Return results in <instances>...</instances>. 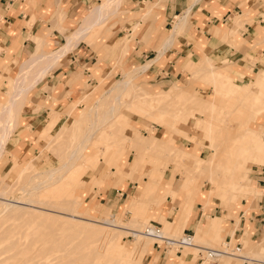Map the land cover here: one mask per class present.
I'll list each match as a JSON object with an SVG mask.
<instances>
[{
  "label": "rangeland",
  "instance_id": "374dc122",
  "mask_svg": "<svg viewBox=\"0 0 264 264\" xmlns=\"http://www.w3.org/2000/svg\"><path fill=\"white\" fill-rule=\"evenodd\" d=\"M99 5H101V4H99ZM99 5H97V6H99ZM97 6H95L91 10L96 9ZM118 9H119V7H118ZM91 10L86 14L85 18H91V20H92L93 19L92 16L94 15V13H93L94 11H91ZM121 14H123V13H121L117 10L116 12L113 11L112 13H110L108 15V17L106 16L107 18L105 17L106 20L98 28V30H96L93 33L95 40H93V42H91V43H87L90 45L89 47L94 48V49L101 47V45L109 37V35H110L109 32H110L111 28L116 23V22L115 23L112 22V20L116 16H120ZM179 19L183 22L184 17L179 18ZM180 20H178L179 23H175V24H181L182 25L184 22L182 23ZM178 32H179V30H178ZM229 35L230 34L224 35V37H223L224 42L228 41ZM37 40L39 42H37ZM35 41H36V44L38 43L39 45L37 44L36 51L33 53V55L29 59H27L26 62H23L22 63L23 65L21 64L23 67L21 65L18 66L17 60H15L13 62V64H11L9 67H4L1 69V72H0V114L2 115V118L6 121H8L7 120L8 119V112L6 110L4 113H1L2 112L1 108L6 106L5 103H7L8 100L13 96V93L15 92V88H14L15 83H17V82H19L20 84L22 83L21 86L23 88L24 87L26 88V86L28 85V81L25 82L26 81L24 79L25 73L29 72L32 76V74H34L37 71L36 67H38V69H39V66L33 65V63L31 64V61H33L36 56L44 53L45 51L46 52L49 51L47 45L44 46L45 41L42 38H35ZM81 42L82 41H80L79 43H81ZM83 42L86 43V41H83ZM128 45L129 44L126 43L125 47H127ZM161 47H164V46L162 45ZM43 50H45V51H43ZM96 54H97V52H96ZM120 55H122V53ZM120 55L114 56L113 61L115 60L117 62V60H118L117 57H119V60H118V63H116L114 61L116 63V65L114 64L113 61L111 62V66H112V68L113 67L114 68L113 69L109 68V70L111 71V74H109L108 77L105 75L106 72L108 71V69H106L103 72V75H102V73L100 75V72H102L101 68L103 65L99 62L96 64H93V66L90 68V73H91V78L95 80V84H93L91 87L85 86L86 90L84 91V93L80 94L78 98L74 97L73 102L75 100L76 101L80 100L81 97H86L91 92V90L93 91L99 87L101 90L97 89L95 91L96 93H94V94L96 96H94V94H93L92 96L88 97L89 102L91 103V102H93V100L94 101L96 100L97 96L102 95L103 93L108 91L112 86L115 85V83H117L121 80H123V81L129 80L130 82L132 81V83H131L132 85L124 93V95L122 97V100H121V109H122L121 112L122 113H120L116 117L115 122L118 124V126H122L127 131H130L133 134L134 133L137 134L136 138H138L140 136L139 137L140 139L136 141L135 140L136 138H134L135 136L132 138L131 136H133V135L132 134L130 135L129 133H128V135H127V133H124V135H122L121 138L111 139L109 137H106V135L102 131L100 133L101 135L99 136V138H97L95 141H93V143L90 145V147L86 151L85 157H83V159L81 161H79L75 165V167H73V169L66 175V177L62 178L60 181H58L56 183V182L52 181V178L47 179L48 174H44L41 177V179L50 180L49 184H47L45 182V184H47V186L44 189H42L39 192H36L37 190L34 187H31L29 189L28 193H26L25 195H21L19 192V190H20L19 188L21 187V185L23 183H25L27 181L29 176L34 175L38 172H44L45 170L53 168V167L59 165L60 163H62L64 160H66L69 151L71 150V148L74 145L73 141H75V139L77 140L79 133L81 131H83L84 128H86V124H87L85 117L79 116V115L75 116V118H74L75 121L73 120L71 123V129L68 131L69 136L66 137V140H64L63 138H59L56 141V143L52 144L49 147L50 149L48 148L49 149L48 150L44 147V144L47 140H49V138L52 137L53 131H54V129H56L57 123H58L60 117L63 116V114L65 113V111L68 108L65 110L56 111L52 107H50V105H47V104L40 105V107H48L50 110L47 108L48 111H47V114L45 117V121H43L44 123L42 124V127L40 128V130L38 132L35 131L33 134V137L36 138V142H33V146H29L30 151H28L24 157L20 156L21 155L20 153L22 151V147H19V146L17 147V145L15 146V143L17 141V134H19L21 132L22 126H25V129H26L25 131L29 130V127L26 126L27 125L26 117L28 116V112L30 111V107H31V102H30L31 96H30V94L34 90L33 89L31 92L28 93V95L24 99V101H26V103H25L26 105L24 106L21 104L20 107L18 108V110H16L14 115H13L14 116V126H13L14 129L11 132L12 135H10L11 142L9 144L8 150H6V154L3 156V158L0 161V182H1L0 183V193H3L5 196L8 193L9 196L7 195L5 197V196L0 195L1 196L0 203L6 202L4 200L14 201V199H16V200L17 199H23V201H26L29 197L32 198V196H34L32 199L39 198V200L41 199L42 201L44 200L45 203H48V205H50V207L46 206L47 208L57 209V211H61V212H68V213L70 212L71 214L75 215V213H76L75 211H74L75 213L71 212L73 210L72 208L69 209L66 207H62L61 203H62V201H73V200L78 199V200L82 201V204H81V208L79 210V213H77L78 215L76 214L75 216H78L80 218L86 217V218L95 220L97 222H102L103 220H105L107 218H112L111 217L112 215L107 214V212H108V208H110L114 205L113 209H112V213L114 215L123 214L122 218H120L119 216H116V218L117 219L119 218L122 221V223L126 224L132 218V214H131V211L126 212L125 201L128 199L129 195H131L130 196V198H131L132 195H134V192H136L135 193L136 195L140 194L141 189H142L141 187L146 188V190L151 189L152 188V180L157 182V186H155L156 195H160V193H165L167 189H168V191H172L173 189H175V187L177 186V183L179 182L178 181L179 179L182 180V182L184 179L189 180L190 184L188 185V188L186 190L182 189L181 195H180L186 201H188L189 198L195 197L197 195V193H199V191H201V190H203L206 197L209 195V191H211V190L216 192L217 194L220 193V194H224V195H226L227 193H229V194L233 193L234 194L237 192H241L242 190L240 188L242 187V184H241L242 183L241 182L242 181V175H244L243 173H246V172L248 173V176L245 180L246 184L248 186H251V187L255 186V179H254L255 172L254 171L256 170V168H261L262 165H264V163H262V162H255L253 160H249L248 158H243V157L238 159V158H235L232 154L225 156L224 153H220L219 164L227 165L225 168V170H226L225 173H227V172L228 173L226 175V179H222V180L220 179L219 181H215V182H208V180L206 179L208 174H206V175L200 174L199 175L197 168H193L192 173L191 174L187 173V175H186L185 171H183V167H181V165L177 162L179 161V159L181 157L180 155H178V151L185 150V149L186 150L189 149L191 151V153H193L194 155H199L200 157L209 160V157H211L213 155V151H211L212 147H209L210 146L209 144L211 143V141L209 139L203 137L202 134L207 133L206 132L207 129L209 130L210 128H221L223 130H227V129L233 130L234 129V130H238V131L247 129L246 130L247 137L244 138V141H246V142L249 141L250 142L249 147L253 148L257 152V154L254 156V158L258 157V156L264 157V132L262 131V129H264V94H263L264 93V68L258 67V72L255 75L251 76L250 79H246L245 81H241V80L238 81L237 78H235L231 73L232 68H231V65L229 62L223 63L222 64L223 66H222V65H219L217 63H214L208 56L202 55V57L200 59H198V60H192L191 59L190 61H188L183 66V69H182L183 76L181 79L180 78H173V79H171V81L160 82L159 80H155V78H153V77L146 78V74L145 75L143 74V71H145V70H143V69L138 70V69H141L142 67L144 68V65L146 66V64H148L150 62H154V60L148 61V62L141 64V65H137L133 68H122L120 65L121 64L120 63V58H121ZM109 57H111V56H109ZM107 59L108 58H105L104 61H106ZM246 59L251 63H253L255 61L254 58H252L251 56H248V55H246ZM43 67H45V65ZM217 67H219V68H217ZM222 67L225 69H222ZM194 68L202 69V72H199L198 74H195L193 76H189L188 74H190L191 71L194 70ZM214 68H216V69H214ZM100 69H101V71H98ZM208 69H209V71H208ZM30 70H32V71H30ZM134 70H137V72L135 73V77L133 75V77H131V78L130 77L125 78L127 73H129L130 71H134ZM179 71L180 70H178V72ZM222 71H223V73L225 72L223 75H222ZM217 73L222 75V76L218 75ZM18 74L20 75L19 79L17 78ZM93 75H95V76H93ZM22 76H23V78H22ZM7 78H9V79H7ZM220 78H221V80H220L221 82L219 80H217ZM22 80H24V81H22ZM8 81H10V82H8ZM138 85H139V88H138ZM133 86H134V88H132ZM134 89H136V90H134ZM128 91H129V93H128ZM187 92H189V93H187ZM71 93L72 92H70L69 95ZM71 95H74V94L72 93ZM242 95L247 96V98H246L247 101L250 99L251 102H254L253 101L254 98H257V97H258L257 101L258 100L259 101L263 100V101L262 102L258 101L260 104L258 103V107L255 109V111L254 110L251 111V109L249 107L250 104H252L251 102H246L244 105L240 104L239 107L235 110L236 114L233 115L234 118H238V119L240 116V119H239L240 124H239V121H238V123L236 122L233 125H231L230 123H222V122L218 121L217 118H219L220 114H221L219 112L222 111V108L227 107V105H226L227 101H235L237 99L235 102H238V101L240 102V100L243 98ZM131 96H133V98ZM259 96H261L262 99H259L260 98ZM107 97L109 100H111L113 98V94H112V96L109 97V95H108ZM216 98H217V100H216ZM108 99H107L104 107H102V111H104V112L107 110V107H108L109 102H110ZM132 99L135 101L132 102ZM219 99H221V100L224 99V102L220 101ZM151 100H152V102H151ZM122 101H125V102H122ZM143 102H144V104H143ZM239 102H238V104H239ZM174 103H175V105H174ZM122 104H123V107H122ZM70 105H72V103ZM128 105H130V107H128ZM40 107L39 106L34 107L33 111L34 112L40 111L41 110ZM83 107H84V104L80 103L78 107L73 108L74 114L79 112V110H81V108H83ZM215 108H217V109H215ZM182 109H183V111H182ZM58 112H59V114H58ZM209 112H211V113H209ZM251 112H255L257 114L258 118L257 117L251 118L252 120L254 119L253 124L248 126V122H246V121H250V116L252 115ZM155 113H157V114H155ZM249 113H250V115H249ZM190 114L193 116H191ZM188 115H190V116H188ZM178 116H179V118H178ZM233 117L231 116V118H233ZM82 118H83V121H82ZM244 118H246V119H244ZM70 119H72L71 116H70ZM166 121H168V123H170V122L171 123L167 126ZM186 121H187V123H186ZM201 121L203 122V124ZM214 123L217 127L216 126L214 127ZM241 123L244 125H242ZM69 124L70 123H67V126ZM165 124H166V126H165ZM245 124L247 125V127H241V126H246ZM193 127H195V128H193ZM205 127H207V128H205ZM74 128H75V130H74ZM72 132H73V134H72ZM76 135H78V136H76ZM146 137H149V138L151 137L152 139L153 138L154 139L150 143H148V142L146 143V141L149 140V138L145 139ZM72 138H73V140H72ZM141 138H142V140H141ZM205 140H207V141H205ZM135 141L136 142L139 141V142L136 143ZM59 144H61V146L57 147V145H59ZM149 144L151 145V147ZM147 145H149V146H147ZM162 147H164L165 149ZM176 150H177V152H175ZM52 151L55 154H53ZM160 151H164V153L163 152L161 153ZM216 151H218V150L216 149ZM63 152H65V153H63ZM62 153H63V155L59 156ZM113 156H117L118 159L123 160V162H121L120 164H121L122 169L124 171H127V169L129 170V172H130V169L132 171H134V167L137 164V167H136L137 171H134L135 173L133 174L134 177H132V179L130 181L123 178V180L125 182H127L128 184L130 183V186L128 187V184H127V188H126L127 189L126 194L128 196H123V197L119 198V195L116 194L117 193L116 191L120 190L118 188V186H116L114 184L112 186L104 185V187L102 188V186L100 184H98L93 177L94 173L98 176H101L100 181H102V184H106L108 182V180L110 179V177L114 178L116 175H120L121 177H123V175H124L122 172L123 170L121 171V169H120L117 171V168L115 166L110 167V159ZM138 156L140 159H138ZM185 158H189V157L187 156ZM30 159H31V163L28 165V167L26 169L24 168L21 171V175L18 177L17 180L14 181L15 183L12 182V185L11 184H10L11 186L9 185L11 188H9V186H7V189L9 188L11 190V192L9 191V189L5 190L3 187L5 184V181H7L8 179L11 181L16 175V170L17 169L20 170L24 166V163ZM21 162H22V164H21ZM97 164H99L98 168L96 167ZM107 164L109 165V170L105 171ZM234 167L239 168V169L237 171L235 170L236 172L234 170L231 171V169ZM82 168H83L84 173L78 176V174H79L78 172ZM148 168L150 170L151 169L152 170L150 171V170H148ZM24 170H26V171H24ZM113 172H116V173L114 174ZM231 172H233L232 174H234L233 175L234 177L238 178L237 179L238 181L234 182V184H237L240 186H236V185L233 186V184L232 185L230 184ZM126 175H128V174L126 173ZM126 175H124V176L126 177ZM142 175H144L143 178L144 177H147V178L143 179ZM45 176H46V178H44ZM150 177H152L151 178L152 180L150 179ZM19 181H20V183H19ZM135 182H138V183L136 184ZM85 183H88L89 188H90V192L87 193V195L79 192L80 188L83 187V185H85ZM36 186H38V185H36ZM2 189L5 190V192L4 191L2 192ZM15 189H17V190H15ZM33 191H35L36 193ZM102 192H105L107 194H110L111 192H113V194H110L113 197V198L111 197L112 200L111 201L109 200L110 195L107 199H105V197L100 198V193H102ZM118 193H121V192H118ZM149 193H151V192H149ZM33 194H35V195H33ZM152 194L153 193H151V195ZM261 195H262V192L257 189L256 193L250 194L245 198H240L239 201L241 204H246L248 207L249 206L251 207L252 205H254L257 202V200L259 199V197ZM117 198L121 199V201L119 203L117 202ZM164 201H166V207L168 209L167 220L172 221L173 218L175 217L176 213H177V210H176V208H174V204L170 198H168ZM115 202H116V204H115ZM213 202L214 203L210 207L209 211H207L206 213L204 212V214L202 212V214H203L202 219L203 220L208 218L209 221L212 222L211 216L212 217L221 216V215L227 213V210L233 209L236 206V204L239 205V202L235 199V197H232V200H230V198L225 199V198H222L221 196H219V197H217V199L213 198ZM59 204H60V206H59ZM206 204H204V206ZM192 205H193V203H192ZM192 205H190V206H192ZM161 206H163V204L159 203V201H158L152 205H149L148 207L154 208L155 210H159V209H162ZM202 206L203 205H201V204H195L193 207L194 212H196V214L199 213V215H200V213H201L200 211H202V210H200V208ZM186 208H189V206H186L184 203H181L180 209L185 210ZM89 209H92L93 212H91ZM20 212L22 213V211H20ZM43 212H44V214L42 213V216L35 214V216H33V217H32L33 214H31V216L29 217L28 214L25 215L23 213L22 214L20 213L22 215L21 216L18 212V214L17 213H16V215L14 214L15 216H9V217H5L2 219L3 222L1 221L0 227L2 224H3L2 225L3 227L0 228V230H1L0 234H1V232L3 234H2V237L0 239V244H1L0 250L3 248L8 249V250L5 251L6 253L4 252V253L0 254V260L2 259L4 261H6L5 262L6 264H13V263L17 264V262L20 261V258L22 259L24 257L23 259H25L28 257V259L32 260V262L30 264H60L62 262H63L62 264H69V263L70 264H79V263L80 264L81 263L88 264L87 260L90 262L92 261V263H89V264L95 263L94 258L98 256L96 251H95L96 250L95 247L97 246V244L94 243V241L90 237V232H89V231H91L90 225H87L83 222H80V224H79V221L76 222V221L72 220V219H76V218H74V217L70 218V216H66V217H69L71 219V221H70V219H65V220L64 219H59V220L55 219V221H53L54 220L53 217H49L48 215H46V213H49L50 211L43 209ZM54 213L55 212H53V215L57 214L56 216H63L62 214H59V213L54 214ZM35 217H36V219H35ZM134 217H136V215H134ZM221 217H223V219H226V222H228V219L231 218V217H224V216H221ZM7 218H9V219H7ZM49 218H51V219H49ZM63 220L66 222L69 220L70 222H74V223H69V221H68V223H64V222L61 223ZM78 220H81V219H78ZM5 222H7V223L5 224ZM45 222H46V224H45ZM203 222L204 221H202L201 223H203ZM222 222L224 223L225 221L222 220ZM62 224H63V228H62ZM64 224H67V227ZM75 224H77V225H75ZM94 224H97V223H94ZM149 224L158 225L160 229H162V227H163V225H161L158 221H153V218H146L145 223H142L141 230L144 231L145 228ZM68 226L71 228H69ZM82 227H84V230L86 227H88V228H86V230L84 231ZM15 228H16V230H14ZM17 228H19V229H17ZM70 229H72V230H70ZM166 229H167L166 227H163V231L165 234L168 235V237H180L183 235L182 234L183 229H181L178 232V234H176V235L174 233L168 232V229L167 230ZM227 229H228V225L226 223L225 231ZM51 230H52V232H51ZM222 230H224V229L221 228L220 232ZM9 231H12V232L14 231L13 233L11 232V235H13L15 233L13 235L14 237L11 235H7V234H10ZM31 231H34V232H31ZM61 233H62V235H60ZM82 233H84V234H82ZM186 233L189 234L190 231L186 232ZM26 234H29V236H27ZM85 234H87V235H85ZM4 235H5V237H4ZM25 235H26V237H25ZM65 235H66V238L63 237L64 240H62V236H65ZM15 236H16V238H15ZM220 236L221 237L218 239V242L208 243V242L203 241V242H200L199 245L202 247H208L210 249H219V247H221V245L225 242L224 236H222V234ZM19 237H20V239H19ZM12 238H14V239H12ZM4 239H5V241H3ZM36 240H38V241H36ZM55 240H56V242H55ZM89 240H92V242ZM197 240L198 239L195 238L196 243H197ZM70 241H71V243H70ZM4 242H6V243H4ZM12 242L15 246L12 245ZM29 242H30V244H29ZM39 242L42 244L40 245ZM44 242H46V243H44ZM57 242L58 243H65V244L61 245V244H57ZM147 242H148L147 249H146L143 257L139 258V261H141V264H167V263L176 264L177 260H180V259L176 258L174 250H171L170 252L168 251L166 253L165 259L159 258L157 253H154V255H151L152 251H154L153 250L154 241L152 239H148ZM47 243H49V245ZM102 243H103V241H102ZM115 243L117 245L119 244L118 248L121 250L118 253V259H121L124 261L128 258L126 255V251L132 248L133 244L136 243V239L129 234L128 235L122 234L121 236H119L116 239ZM23 244H24V246H23ZM32 244H35V246L37 248L35 246H33ZM50 245H52L53 247ZM83 245H85V246H83ZM56 246H58L59 249H57L58 247H56ZM68 246H70L72 248H70ZM14 247H16V249ZM23 247L26 250L23 249ZM51 247H52V249H51ZM86 247H87V249H86ZM19 248H20V250H19ZM61 248H63V250H65V251L60 250ZM90 248H91V250H90ZM40 249H42V250H40ZM44 249H46V251ZM56 249H57V251H56ZM93 249H95V250H93ZM12 250H14V252ZM59 250L63 251L64 253L63 252L61 253ZM86 250H87V252L89 251L88 252L89 254L86 252ZM30 251H31V253H30ZM69 251L72 254L69 253ZM73 251L76 253H74ZM93 251H95V252H93ZM32 252H33V254H32ZM17 253H19V254H17ZM45 253L47 255H45ZM187 253L190 255H193L192 259H194V260L190 264H221V261L223 259V257H222L220 260H218L216 262H209V261L197 262L196 260H197V258H199V255H198L199 251L198 250H195L193 248L192 249H185L182 252V257L185 258V256H183V255H185ZM242 253L246 257L258 259L260 261H262V260L264 261V252L262 249H260L258 251L257 250L249 251V250H247V247L244 246ZM5 254H7V255H5ZM64 254L67 257L72 256L71 259H69V257L65 258ZM73 254H75V255H73ZM76 254H77V256H79L78 258L80 260L77 258ZM87 254H88V256H87ZM90 254H91V256H90ZM92 254H93V256H92ZM19 255H21V256H19ZM38 255H39V257H38ZM84 256H86V257H84ZM155 257L157 258V260L154 259ZM67 259H69L70 261L73 259V261H72L73 263ZM9 260H10V262H9ZM38 260H40V261H38ZM64 260H67L66 261L67 263L64 262ZM183 260H185V259H183ZM79 261H81V262H79ZM232 263L233 264H243L241 261H238L237 259H229V264H232Z\"/></svg>",
  "mask_w": 264,
  "mask_h": 264
},
{
  "label": "crops",
  "instance_id": "0c3cea01",
  "mask_svg": "<svg viewBox=\"0 0 264 264\" xmlns=\"http://www.w3.org/2000/svg\"><path fill=\"white\" fill-rule=\"evenodd\" d=\"M107 1L0 0V72L2 68L9 67L15 60L20 66L29 59L36 51L35 38H42L49 50L59 48L65 43L66 37L80 26L82 18L91 9ZM118 11L123 14L112 20L116 23L101 47L94 49L85 42L79 43L59 60L51 70L52 73L50 72L36 85L30 94L31 107L26 117V126L29 130L25 131V126H22L21 132L17 134L15 146L22 147L20 156L24 157L30 151L29 146H33V142H36L33 134L40 130L45 121L49 108L40 107V105H50L56 111L67 109L73 103L74 95L78 98L86 90L85 86L91 87L95 84L90 73L93 64L99 62L103 65L100 75L108 69L105 74L108 77L111 74L109 70L112 68L111 62L119 53H122L120 59L122 68H133L154 60L144 75L146 74V78L153 77L160 82L171 81L173 78L181 79L183 66L191 59H200L202 55L208 56L219 65L229 62L232 68L231 73L238 81L250 79L258 72V67L264 68V0H121ZM182 17H184V23L176 27V31L179 30V32L175 34L174 40L170 43L171 46L169 44L161 47L174 24L179 23L178 20ZM225 34H230L227 42L223 41ZM123 42L129 45L124 47ZM246 55L251 56L255 61L249 62ZM105 58L108 59L104 61ZM97 89L101 90L99 87ZM70 92L74 95H69ZM37 106L41 110L34 112V107ZM245 142L244 146L252 152V156L248 159L264 163V157L254 158L257 152L249 147V141ZM121 162H123L122 159L113 156L110 159V167L115 166L117 171L120 169L122 171ZM98 165H96L97 168ZM238 169L234 167V171ZM108 170L107 164L105 171ZM122 172L124 175L130 173L128 169ZM254 172L255 186L253 187L245 182L248 176L246 172L242 175L241 192L224 195L211 190L206 197L201 190L188 201L180 196L182 191L180 179L175 189L172 191L167 189L160 195H156L153 184L151 189L146 190L141 187L140 194L136 195L134 192V195L131 198L129 195L125 201L126 212L131 211L130 220L136 215L140 222L143 221L142 223H145L146 218H153V221H158L163 227L168 228V232L175 235L183 229V233L190 231L196 239L209 238L214 243L218 242L222 234L224 240H230L232 245L241 244L243 249L245 246L249 251L262 249L264 252V165L256 168ZM78 173V176L83 174V168ZM93 177L102 188L104 185L118 186L120 190L116 191V194L119 198L128 196L126 194L128 183L120 175L110 177L106 184L100 181L101 176L94 173ZM257 189L262 192V195L254 205L249 208L246 204L240 203V198L256 193ZM79 192L87 195L90 192L89 184L85 183ZM110 194L102 192L100 198L107 199ZM219 196L225 199L230 198V200L235 197L239 202V205L236 204L233 209L221 215L231 218L228 222L221 216H211L212 222L208 218L203 220L204 212L209 211L214 203L213 198L217 199ZM111 197L110 195V201ZM119 198H117L118 203L121 201ZM168 198L172 200L177 210L172 221L167 220L168 209L164 200ZM158 201L163 204L162 209L155 210L148 207ZM181 203L189 208L180 209ZM195 204L203 205L200 208L202 210L200 215L193 210ZM113 206L108 208L107 214L122 218L123 214L112 213ZM202 221L204 222L201 223ZM226 223L228 229L225 231ZM221 228L224 230L220 232ZM153 250L151 255L157 253L159 258H166V255L163 256L154 248ZM183 256L185 258L182 257V252L176 255V258L180 259L176 264H190L194 260L193 255L188 253ZM241 257L253 260L247 264H260L258 259L245 255ZM154 259L157 260L156 257ZM196 261L199 262L200 259L197 258Z\"/></svg>",
  "mask_w": 264,
  "mask_h": 264
},
{
  "label": "bare ground",
  "instance_id": "6f19581e",
  "mask_svg": "<svg viewBox=\"0 0 264 264\" xmlns=\"http://www.w3.org/2000/svg\"><path fill=\"white\" fill-rule=\"evenodd\" d=\"M107 1V0H106ZM120 1L121 0H108L107 2H104V3H101V5L97 6L96 9L94 10H91V11H94V15L92 16V20L91 18H82V21L80 23V26L74 30L70 36H67L66 37V40H65V43L60 45L59 48L55 49V50H49L48 52L45 51L44 53L36 56L34 58L33 61H31V64L33 63V65L35 66H39V69L38 67L37 68V71L32 74L27 72L25 73L24 75V79L26 80L25 82L28 81V85L26 86V88L22 87L21 84L19 82L15 83V92L13 93V96L8 100L6 104V106L2 107L1 108V113H4L6 110L8 112V121L4 120L2 118V115L0 114V161L1 159L3 158V156L6 154V150H8L9 148V144L11 142L10 140V135L11 132L13 131V126H14V113L16 110H18V108L20 107V105H26V101H24L25 97L28 95L29 92H31L35 87L36 85L43 81L46 76L49 75V73L51 72V70L58 64L59 60L61 58H63L64 56H66V54H68L70 51H72L78 44L80 41H86V43H91L93 42L94 39V35L93 33L98 30V28L103 24V22L106 20L105 17L112 13L113 11L116 12L118 10V7L120 6ZM150 7V6H149ZM149 10V9H148ZM106 17V18H107ZM180 20V19H179ZM181 21V20H180ZM107 22V21H106ZM179 22V21H178ZM182 22V21H181ZM183 22H184V19H183ZM182 22V23H183ZM139 26V25H137ZM176 27H178V24H174L173 26V29L169 32V34L166 36V38L163 40V43L162 45L165 47L166 45H169L172 40H174V36L175 34L178 32V30L176 31ZM37 42H39L37 40ZM103 42V41H102ZM38 44V43H37ZM125 42H123V46L125 47ZM39 45V44H38ZM161 45V46H162ZM173 45V44H172ZM46 46V43L45 45ZM171 46V44H170ZM259 48V47H258ZM44 49V48H43ZM47 50V49H46ZM38 52V51H37ZM121 54V53H120ZM119 54V55H120ZM162 54V53H161ZM121 57V55H120ZM117 59L119 60V57H117ZM121 59V58H120ZM118 60L116 63H118ZM113 61V62H114ZM26 62V61H25ZM114 62V64L116 65V63ZM30 63V62H29ZM44 63V64H43ZM153 62H150L148 64H146V66L144 65V68L142 67L141 69H138V70H145L147 71L148 68H150V65L152 64ZM23 65V64H22ZM21 65V66H22ZM30 65V64H29ZM45 65V67H43ZM99 65V64H98ZM118 65V64H117ZM95 66V65H94ZM223 66V65H222ZM23 67V66H22ZM21 67V68H22ZM34 67V66H33ZM208 67V66H207ZM32 68V67H31ZM35 68V67H34ZM114 68V67H113ZM112 68V69H113ZM205 68V67H204ZM219 68V67H217ZM206 69V68H205ZM216 69V68H214ZM213 69V70H214ZM222 69H225L222 67ZM33 70V69H32ZM30 70V71H32ZM195 70V71H194ZM194 70L191 71L190 74H188L189 76H193L195 74H198L199 72H202V69H197V68H194ZM100 71V70H98ZM143 71V74L144 72ZM209 71V69H208ZM137 72V70H134V71H130L129 73L126 74V77H135V73ZM187 72V71H186ZM196 72V73H195ZM211 72V71H210ZM225 73V72H224ZM223 71H222V75L224 74ZM218 74V73H217ZM124 75V74H123ZM137 75V74H136ZM140 75V74H139ZM220 75V74H218ZM220 75V76H222ZM20 75L18 74V79H19ZM140 77V76H139ZM216 77V76H215ZM16 78V79H17ZM23 78V76H22ZM124 78V77H123ZM137 78V77H136ZM135 78V79H136ZM200 78V77H199ZM3 79V78H2ZM1 79V80H2ZM9 79V78H7ZM15 79V80H16ZM17 79V80H18ZM139 79V78H138ZM125 80V79H124ZM217 80H221L220 79H217ZM24 81V80H22ZM4 82V81H3ZM10 82V81H8ZM21 82V81H20ZM192 82V81H191ZM221 82V81H220ZM14 83V82H13ZM12 83V84H13ZM132 81L130 82L129 80H121L117 83H115L114 86H112L108 91H106L105 93H103L102 95H99L96 97V102L93 100V102H89V98L90 96H92L94 93H96L95 90H91V92L86 96V97H81L80 100L78 101H74L72 103V105H70L68 107V109L65 111V113L63 114V116L60 117L58 123H57V127L56 129H54L53 131V134H52V137L49 138V140H47L44 144V147L46 149H48L52 144L56 143V141L59 139V138H63L64 140H66V137H68L69 135V130L71 129V123L72 121L74 120L75 116L79 115V116H83L86 118V128H84L83 131H81L79 133V136L77 137V140L75 139V141H73L74 145L73 147L71 148V150L69 151L68 155H67V158L66 160H64L62 163H60L59 165L53 167V168H50L48 170H45L44 172H38L34 175H31L28 177L27 181L25 183H23L21 185V187L18 189L20 194L21 195H25L26 193H28L29 189L31 187H34L37 191L36 192H39L41 191L42 189H44L47 184L50 183V180H43L41 179V177L44 175V174H48V178L47 179H50L52 178V181L53 182H58L60 181L62 178L66 177V175L73 169V167H75V165L81 161L83 159V157H85V154H86V151L88 150V148L90 147V145L93 143V141H95L97 138H99V136L101 135L100 133L103 131L104 134L106 135V137H109L111 139H115V138H121L122 135H124V133H128L133 136H131L132 138H136L137 137V134H133L132 132L130 131H127L126 129H124L122 126H118V124L115 122L116 120V117L122 113V109H121V100H122V97L124 95V93L129 89V87L132 85L131 84ZM24 84V83H23ZM215 84V83H214ZM14 85V84H13ZM24 86V85H23ZM11 87V86H10ZM134 88V86L132 87ZM131 88V89H132ZM138 88H139V85H138ZM215 89V88H214ZM136 90V89H134ZM213 90V89H212ZM216 90V89H215ZM11 91V90H10ZM130 91V90H129ZM128 91V93H129ZM178 91V90H177ZM214 91V90H213ZM261 91V90H260ZM136 92V91H135ZM175 92V91H174ZM10 93V92H9ZM73 93V92H72ZM71 93V94H72ZM127 93V94H128ZM70 94V95H71ZM113 94V98L111 100L108 99V95L109 97L112 96ZM126 94V95H127ZM264 94V93H263ZM173 95V94H172ZM190 95V94H189ZM94 96H96L94 94ZM144 96V95H143ZM75 97V95H74ZM128 97V96H127ZM133 98V96H131ZM138 97V96H137ZM188 97V96H187ZM199 97V96H198ZM242 99L240 100L239 104L238 102H235V101H227L226 105L227 107L225 108H222V111L219 112L221 113L220 114V117L217 118L218 121L222 122V123H230L231 125H233L234 123H238L239 121V124H240V116H239V119L238 118H234L233 115L236 114V109L239 107L240 104L244 105L246 102H251L250 99L247 101L246 98L247 96L246 95H242ZM260 98L259 99H262L261 96H259ZM22 98V99H21ZM139 98V97H138ZM258 98V97H257ZM257 98H254V102H251L252 104H250V109L251 111L254 110L258 107V103L261 101H257ZM107 99L110 101L109 102V105L107 107V110L104 112L102 111V107H104ZM217 100V98H216ZM220 101H223L224 102V99L221 100L219 99ZM252 100V99H251ZM135 101L132 99V102ZM181 101V100H180ZM263 101V100H262ZM261 101V102H262ZM20 102V103H19ZM122 102H125V101H122ZM152 102V100H151ZM171 102V101H170ZM80 103H83L84 104V107L81 108V110H79V112L75 113L73 112V108L79 106ZM127 103V102H126ZM211 103V102H210ZM213 103V102H212ZM125 104V103H124ZM144 104V102H143ZM164 104V103H163ZM222 104V103H221ZM260 104V103H259ZM133 105V104H132ZM140 105V104H139ZM156 105V104H155ZM175 105V103H174ZM192 106V105H191ZM190 106V107H191ZM202 106V105H201ZM122 107H123V104H122ZM128 107H130V105H128ZM139 107V106H138ZM137 107V108H138ZM217 109V108H215ZM213 110V109H212ZM183 111V109H182ZM200 111V110H199ZM214 111V110H213ZM217 111V110H216ZM18 112V111H17ZM157 112V111H156ZM159 112V111H158ZM250 112V111H249ZM161 113V112H160ZM181 113V112H180ZM205 113V112H204ZM211 113V112H209ZM214 113V112H213ZM247 113V112H246ZM252 113V117L250 116V121H246L248 122V126L253 124V121L254 119L252 120L251 118L253 117H257V114L255 112H251ZM17 114V113H16ZM59 114V112H58ZM157 114V113H155ZM196 114V113H195ZM248 114V113H247ZM162 115V114H161ZM191 115V114H190ZM188 115V116H190ZM219 115V114H218ZM244 115V114H243ZM246 115V114H245ZM250 115V113H249ZM248 115V116H249ZM59 116V115H58ZM70 116L72 117V119H70ZM193 116V115H191ZM204 116V115H203ZM231 116L233 118H231ZM213 117V116H212ZM57 118V117H56ZM179 118V116H178ZM206 118V117H205ZM258 118V117H257ZM19 119V118H18ZM17 119V120H18ZM204 119V118H203ZM246 119V118H244ZM47 120V119H46ZM161 120V119H160ZM206 120V119H205ZM216 120V121H217ZM55 121V120H54ZM75 121V120H74ZM82 121H83V118H82ZM81 121V122H82ZM162 121V120H161ZM196 121V120H195ZM210 121V120H209ZM256 121V120H255ZM80 122V123H81ZM165 122V121H164ZM202 122V121H201ZM206 122V121H205ZM53 123V122H52ZM67 123H70L68 126H67ZM85 123V122H84ZM171 123V122H170ZM168 123V121H166V124L167 126L170 124ZM187 123V121H186ZM189 123V122H188ZM200 123V122H199ZM75 124V123H74ZM77 124V123H76ZM79 124V123H78ZM165 124V126H166ZM198 124V123H197ZM203 124V122H202ZM219 124V123H218ZM242 124V123H241ZM81 125V124H80ZM212 125V124H211ZM244 125V124H242ZM246 125V124H245ZM79 126V125H78ZM198 126V125H197ZM215 123H214V127H215ZM236 126V125H235ZM213 127V126H212ZM217 127V126H216ZM241 127H247L246 126H241ZM195 128V127H193ZM202 128V127H201ZM207 128V127H205ZM200 129V128H199ZM239 129V128H238ZM75 130V128H74ZM195 130V129H194ZM201 130V129H200ZM205 130V129H204ZM246 130H231V129H227V130H223L221 128H210L209 130L207 129V133H203V137L209 139L211 141V143L209 144L210 146L209 147H212L211 148V151H213V155L211 157H209V160L208 159H205V158H202L200 157L199 155H194L193 153H191V151L189 149H185V150H180L178 151V155H180V159L177 163H179L181 165V167H183V171H185V174L187 175L188 174H191L192 173V169L193 168H197L198 169V173L199 175H206L208 174L207 176V180L208 182H215V181H219L220 179H226V175L227 173H225V168L227 165H221L219 164V157H220V153H224L225 156H228L230 154H232L235 158H250L252 156V152L250 150H248L245 146H244V138L247 137V134H246ZM198 131V130H197ZM254 131V130H253ZM262 131L264 132V129H262ZM77 132V131H76ZM179 132V131H178ZM71 133V132H70ZM73 134V132H72ZM71 135V134H70ZM75 135V134H74ZM73 136V135H72ZM140 137V136H139ZM136 138L135 140H139L140 138ZM74 138V137H73ZM72 138V140H73ZM76 138V137H75ZM144 138V137H143ZM149 137H146L145 139H148ZM151 138V137H150ZM149 140L146 141V143H150L151 141H153V139L151 138ZM71 140V139H70ZM142 140V138H141ZM44 141V140H43ZM135 141V142H136ZM157 141V140H156ZM194 141V140H193ZM207 141V140H205ZM209 141V142H210ZM215 141V142H214ZM139 142V141H138ZM136 142V143H138ZM144 142V141H143ZM162 142V141H161ZM63 143V142H62ZM157 143V142H156ZM150 145V144H149ZM147 145V146H149ZM200 145V144H199ZM61 146V144L57 145V147ZM71 147V146H70ZM151 147V145H150ZM149 147V148H150ZM164 148V147H162ZM50 149V148H49ZM48 149V150H49ZM165 149V148H164ZM216 149L218 151H216ZM66 150V149H65ZM163 150V149H162ZM173 151V150H172ZM56 152V151H55ZM58 152V151H57ZM161 153L164 151H160ZM177 152V150L175 151ZM219 152V153H218ZM53 153V151H52ZM65 153V152H63ZM60 154L59 156L63 155ZM41 154V153H40ZM55 154V153H53ZM219 154V155H218ZM58 155V154H57ZM222 155V154H221ZM140 156V155H139ZM138 156V159H140ZM189 157V158H185V157ZM224 156V157H225ZM48 157V156H47ZM58 157V156H57ZM223 157V158H224ZM35 158V157H34ZM59 158V157H58ZM60 159V158H59ZM33 161V160H32ZM31 163V159L26 161L24 163V166L19 170L17 169L16 170V175L15 177L10 181L9 179L7 181H5V184H4V189L6 190L7 189V186H9L10 184L12 185V182H14L15 180L18 179V177L21 175V171L25 168L28 167V165ZM138 163V162H137ZM221 163V162H220ZM22 164V162H21ZM154 166V165H153ZM137 167V164L135 165L134 167V171H137L136 169ZM150 168V167H149ZM148 168V170H150ZM147 170V171H148ZM152 170V169H151ZM150 170V171H151ZM234 168L231 169V171H233ZM26 171V170H24ZM23 171V172H24ZM134 171H130L129 175H126V177H122L127 179L128 181H130L133 177V174L135 173ZM22 172V173H23ZM149 172V171H148ZM233 172H231V177H230V184L233 186L236 185V186H240V185H237V184H234V182L238 181L237 180V177H234L232 174ZM146 174V173H145ZM144 174V175H145ZM142 175V178L143 176ZM9 178V177H8ZM22 178V177H21ZM20 178V179H21ZM46 178V176L44 177ZM3 181V180H2ZM45 182L47 184H45ZM1 183V182H0ZM15 183V182H14ZM13 183V184H14ZM20 183V181H19ZM152 184H153V190L155 191V186H157V182L156 181H152ZM190 184V181L189 180H183V182H181V187L183 190H186L188 188V185ZM240 184V183H239ZM242 184V183H241ZM10 185V186H11ZM38 185V186H36ZM9 186V188H11ZM19 186V185H18ZM198 187V186H197ZM8 188V189H9ZM7 189V190H8ZM199 189V188H198ZM5 190L2 189V192ZM13 190V189H12ZM17 190V189H15ZM194 190V189H193ZM200 190V189H199ZM9 191L11 192V190L9 189ZM8 191V192H9ZM15 192V191H14ZM35 192V191H33ZM35 192V193H36ZM3 193H0L1 196H5L4 194L2 195ZM233 194V193H232ZM8 195V193L6 194V196ZM31 195V194H30ZM35 195V194H33ZM37 195V194H36ZM0 196V198H1ZM5 196V197H6ZM9 196V195H8ZM34 196H32L33 198ZM27 198V197H26ZM31 197H29L26 201H23V199H14V201H8V200H4L6 202L4 203H0V223L2 221L3 218L5 217H9V216H15L16 213L19 214L21 213L20 211H22L23 214H28V216L30 217L31 214L32 217L35 216V214H38V215H41L42 216V213L44 214L43 212V209L44 210H47V211H50L49 213H46V215H48L49 217H53V221H55V219H70L71 217H74L76 219H72L73 221H76L78 222L79 221V224L80 222H83L87 225H90L91 226V231L90 232V237L91 239L94 241V243L97 244V246L95 247V250L96 253H97V257L94 258L95 260V263L93 264H141V261H139V258L143 257L146 249H147V245H148V242L147 240L148 239H152L154 241V243L157 241H159V239L157 238H154L153 236H151V234L154 232L153 228L150 227L151 224H149L144 231L141 230V227H142V223L137 219V217H134L132 220H130L128 223L124 224L122 223V221L118 218H116L115 216H111L112 218H107L105 220H103L102 222H97L95 220H92V219H89V218H80L78 216H75L77 213H79V210L81 208V204H82V201L81 200H73V201H62L61 205L62 207H66V208H69V209H73L71 212H74V214H71L70 212H61V211H57V209H51V208H47L48 206L50 207V205H48V203H45V201L43 200H39V198L37 199H30ZM54 204V203H53ZM47 206V207H46ZM60 206V204H59ZM68 209V210H69ZM42 210V211H41ZM91 212H93L92 209H89ZM53 212L55 213H59V214H62L63 216H56V215H53ZM21 213V214H22ZM52 213V214H51ZM54 213V214H55ZM15 214V215H14ZM20 214V215H21ZM30 214V215H29ZM81 214V213H80ZM79 214V215H80ZM78 215V214H77ZM22 216V215H21ZM66 216H70L69 217H66ZM82 216V215H81ZM87 216V215H86ZM28 217V218H29ZM89 217V216H88ZM22 218V217H21ZM27 218V217H26ZM44 218V217H43ZM42 218V219H43ZM81 219V220H78V219ZM94 218V217H93ZM9 219V218H7ZM16 219V218H15ZM30 219V218H29ZM36 219V217H35ZM39 219V218H38ZM47 219V218H46ZM51 219V218H49ZM97 219V218H96ZM62 221L61 223H68V221ZM71 221V219H70ZM69 223H74V222H70ZM186 221V220H185ZM3 222V221H2ZM48 222V221H47ZM143 222V221H142ZM7 222H5L6 224ZM9 223V222H8ZM60 223V222H59ZM94 223H97V224H94ZM46 224V222H45ZM82 224V223H81ZM3 225V224H2ZM1 225V227H3ZM66 227H67V224H64ZM77 225V224H75ZM83 225V224H82ZM57 226V225H56ZM86 226V225H85ZM0 227V228H1ZM69 227V226H68ZM89 227V226H88ZM86 227V228H88ZM172 227V226H171ZM184 227V226H183ZM21 228V227H20ZM62 228H63V224H62ZM71 228V227H69ZM79 228V227H78ZM83 230H84V227H82ZM85 228V230H86ZM19 229V228H17ZM90 229V228H89ZM168 229V228H167ZM166 229V230H167ZM16 230V228L14 229ZM72 230V229H70ZM80 230V229H79ZM84 230V231H85ZM1 231V230H0ZM5 231V230H4ZM27 231V230H26ZM30 231V230H29ZM69 231V230H68ZM147 231L149 232V234H147ZM10 234H7V235H11V232L12 231H9ZM14 232V231H13ZM12 232V233H13ZM31 232H34V231H31ZM52 232V230H51ZM64 232V231H63ZM83 232V231H82ZM23 233V232H22ZM28 233V232H27ZM79 233V232H78ZM2 232H1V236H0V239L2 237ZM5 234V233H4ZM15 234V233H14ZM13 234V235H14ZM64 234V233H63ZM73 234V233H72ZM84 234V233H82ZM88 234V233H87ZM85 234V235H87ZM131 235L133 236L135 239H136V243L133 244L132 248L127 250L126 251V255H127V259L126 260H121V259H118V253L119 251H121L119 248H118V245L115 243L116 239L121 236V235ZM11 235V236H13ZM27 236H29V234H26ZM25 235V237H26ZM62 235V233L60 234ZM159 235H161L162 237H165V238H172V239H178L180 237H168L167 234L164 233L163 231V227L162 229L160 230L159 232ZM19 236V235H18ZM17 236V237H18ZM81 236V235H80ZM5 237V235H4ZM14 237V236H13ZM24 237V238H25ZM66 238V235L65 236H62V240ZM74 237V236H73ZM79 237V236H78ZM16 238V236H15ZM38 238V237H37ZM55 238V237H54ZM11 239V238H10ZM9 239V240H10ZM14 239V238H12ZM20 239V237H19ZM27 239V238H26ZM29 239V238H28ZM40 239V238H39ZM42 239V238H41ZM68 239V238H67ZM66 239V240H67ZM87 239V238H86ZM24 240V239H23ZM31 240V239H30ZM35 240V239H34ZM43 240V239H42ZM58 240V239H57ZM72 240V239H71ZM92 240H89L92 242ZM5 241V239L3 240ZM8 241V240H7ZM38 241V240H36ZM40 241V240H39ZM88 241V242H89ZM103 241V243H102ZM208 242V243H212V240H210L209 238L207 239H204V238H201V239H198L197 240V243L195 242V237L193 235L192 237V245L190 246H185L183 248V250L185 249H195V250H198L200 252L201 249L199 248H208V247H202L199 245L200 242ZM32 242V241H31ZM41 242V241H40ZM39 242V243H40ZM56 242V240H55ZM73 242V241H72ZM6 243V242H4ZM19 243V242H18ZM26 243V242H25ZM46 243V242H44ZM71 243V241H70ZM20 244V243H19ZM18 244V245H19ZM30 244V242H29ZM42 243H40L41 245ZM49 245V243H47ZM57 244H65V243H58ZM11 245V244H10ZM12 245L13 242H12ZM27 245V244H26ZM33 246H35V244H32ZM55 245V244H54ZM88 245V244H87ZM1 246V244H0ZM15 246V245H14ZM20 246V245H19ZM24 246V244H23ZM39 246V245H38ZM44 246V245H43ZM52 246V245H50ZM60 246V245H59ZM71 246V245H70ZM68 246V247H70ZM85 246V245H83ZM36 247V246H35ZM53 247V246H52ZM51 247V249H52ZM58 247V246H56ZM55 247V248H56ZM61 247V246H60ZM16 249V247H14ZM21 248V247H20ZM19 248V250H20ZM33 248V247H32ZM37 248V247H36ZM72 248V247H70ZM77 248V247H76ZM85 248V247H84ZM22 249V248H21ZM23 249H25L23 247ZM59 249V247L57 248ZM56 249V251H57ZM67 249V248H66ZM75 249V248H74ZM73 249V250H74ZM87 249V247H86ZM210 249V248H209ZM8 249H1L0 250V254L4 253L5 251H7ZM26 250V249H25ZM42 250V249H40ZM46 251V249H44ZM60 250H63V248H61ZM59 250V251H60ZM91 250V248H90ZM182 250V252H183ZM14 252V250H12ZM11 251V252H12ZM16 251V250H15ZM36 251V250H35ZM65 251V250H63ZM63 251H60L61 253ZM93 251V252H95ZM10 252V253H11ZM34 252V251H33ZM32 252V254H33ZM42 252V251H41ZM67 252V251H66ZM74 252V251H73ZM87 252V250H86ZM89 252V251H88ZM87 252V253H88ZM170 252V251H169ZM6 253V252H5ZM9 253V254H10ZM31 253V251H30ZM29 253V254H30ZM59 253V252H58ZM64 253V252H63ZM69 253H71L69 251ZM76 253V252H74ZM91 253V252H90ZM19 254V253H17ZM31 254V255H32ZM72 254V253H71ZM89 254V253H88ZM87 254V256H88ZM7 255V254H5ZM22 255V254H21ZM19 255V256H21ZM36 255V254H35ZM34 255V256H35ZM45 255H47L45 253ZM67 255V254H66ZM70 255V254H69ZM75 255V254H73ZM244 254L242 253L241 256H243ZM25 256V255H24ZM65 256V254H64ZM77 256V254H76ZM91 256V254H90ZM93 256V254H92ZM240 256V257H241ZM39 257V255H38ZM37 257V258H38ZM67 256H65L66 258ZM69 257V256H68ZM67 257V258H68ZM72 256L69 257V259H71ZM79 256H77L78 258ZM86 257V256H84ZM223 259L221 261V264H229V259H235L233 258L231 255H225V256H222ZM222 257H220L218 260H220ZM24 258V257H23ZM21 259L20 258V261L17 262V264H30L32 262V260L25 258V259ZM76 258V259H77ZM88 258V257H87ZM90 258V257H89ZM237 258V257H236ZM63 259V258H62ZM67 259V260H69ZM75 259V258H74ZM79 259V258H78ZM14 260V259H13ZM41 260V259H40ZM38 260V261H40ZM67 260H64V262H66ZM80 260V259H79ZM84 260V259H83ZM217 260V261H218ZM238 261H241L242 263L244 262L243 260H241L240 258H237ZM16 261V260H15ZM18 261V260H17ZM70 261V260H69ZM73 259L70 261L72 262ZM6 261L4 260H0V264H4ZM10 262V260H9ZM81 262V261H79ZM88 264L89 263H92V261H88ZM12 263V262H11ZM36 263V262H35ZM39 263V262H38ZM63 263V262H62ZM60 263V264H62ZM67 263V262H66ZM73 263V262H72ZM78 263V262H77ZM259 263V262H258ZM6 264V263H5ZM14 264V263H13ZM70 264V263H69ZM80 264V263H79ZM83 264V263H81ZM233 264V263H232Z\"/></svg>",
  "mask_w": 264,
  "mask_h": 264
},
{
  "label": "built area",
  "instance_id": "2783aa9c",
  "mask_svg": "<svg viewBox=\"0 0 264 264\" xmlns=\"http://www.w3.org/2000/svg\"><path fill=\"white\" fill-rule=\"evenodd\" d=\"M264 186V181H263ZM264 189V188H263ZM264 191V190H263ZM264 196V193H263ZM153 228L154 232L151 234L154 238L159 239L153 243V248L160 252L163 256L166 255L168 251L174 250L175 255H178L182 252L185 246L192 245V237L190 233H183L182 237L178 239L165 238L159 235L160 228L158 225H150ZM147 234L149 232L147 231ZM201 249L198 253L200 261H209L216 262L220 257L225 255H231L234 257H240L243 251V247L241 244L232 245L230 240H226L219 249H209V248H199ZM243 259V264H247V262H252L253 260L246 259L244 257H240ZM260 264H264V261H259Z\"/></svg>",
  "mask_w": 264,
  "mask_h": 264
}]
</instances>
